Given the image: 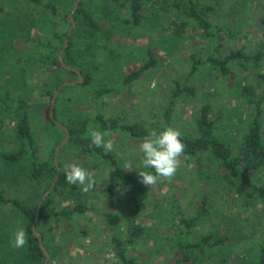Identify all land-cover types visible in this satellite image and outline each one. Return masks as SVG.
Here are the masks:
<instances>
[{"label":"rangeland","instance_id":"rangeland-1","mask_svg":"<svg viewBox=\"0 0 264 264\" xmlns=\"http://www.w3.org/2000/svg\"><path fill=\"white\" fill-rule=\"evenodd\" d=\"M51 1L57 6L58 28L66 11L69 20L75 0ZM187 1L143 0L142 19L134 25L125 21L129 17L128 9L118 6L115 1L84 0L86 8L97 20L101 29L100 41L105 42V47L90 61L93 67L88 85L81 87L82 79L59 88L54 103L58 112L56 120L62 123L71 113L93 115L94 90L120 84L124 76L150 57L153 65L138 78L101 96L99 110L106 115L119 114L129 123L161 129L165 121L164 112L170 108L169 125L179 128L184 134H191L195 112L207 103L211 106L212 115L218 116L220 133L236 143L252 116V111L244 105L240 90L244 84L252 85L256 92L264 86L261 77L264 75V0H197L212 7L206 18L213 25L215 34L204 35L197 23L189 20L182 36L177 37L172 32L174 23L182 16ZM48 20L47 11L27 0H0V89L27 102L31 128L39 147L38 155L44 159L53 148L54 160V149L65 134L58 132L57 126L48 121L47 109L53 93L49 97L46 91L54 92L66 81H77L78 76L61 65H48L49 43L56 41ZM66 26L68 30L70 26ZM216 27L221 30L218 32ZM87 35V30L80 27L76 28L74 37L82 41ZM64 41L57 57L65 48ZM215 48L220 57L229 48H240L244 54H261L257 63L243 59L231 63L232 75L223 76L206 62L191 72L190 55L194 53L204 60ZM174 81L192 87L193 94L184 92L174 97ZM262 105L264 109V102ZM12 123L11 117L0 118V154L15 148L11 139ZM262 131L264 133V112ZM110 133L108 138L114 141L113 151L122 164L132 163L134 169L130 171L136 177L137 185L144 190L140 208L136 210L133 206L130 195L135 192L131 185L114 188L110 201L104 191L108 167L103 162L95 164L94 161L76 158V150L64 143L57 151V165L61 161L68 173L70 164H79L92 173L96 184L87 193L82 192L83 203L88 210L75 218L78 228L83 227L87 231L86 235H75L70 223L61 218L37 224L39 233L46 236L54 234L53 240H48L54 249L52 264H118L111 236L126 235L128 218L145 227L129 251L137 256L138 263L170 264L178 241L176 226L179 215H195L204 198H207L209 212L191 230V236L229 233L236 246L233 243L234 250L230 251L227 264L245 263L243 261L248 260L250 253H256L259 244L264 245V204L244 203L220 178L222 172L216 164L206 158L202 162L194 158L189 161L181 159V167L171 182H158L149 188L140 182L138 174L146 170L139 148L143 140L118 132ZM58 167L60 175L61 167ZM47 189L30 182L20 168H16L14 174H5L0 159V192H5L6 197H19L25 202L38 204V199ZM66 191L70 189L66 188ZM60 196L66 198H61L62 204L76 201L71 198L75 197L74 193ZM3 221L5 226H2ZM18 226H21L18 220L8 213L0 220V236L5 234L8 241H12ZM1 261L0 257V264L13 262L12 258ZM218 261L212 260V264H218Z\"/></svg>","mask_w":264,"mask_h":264},{"label":"trees","instance_id":"trees-1","mask_svg":"<svg viewBox=\"0 0 264 264\" xmlns=\"http://www.w3.org/2000/svg\"><path fill=\"white\" fill-rule=\"evenodd\" d=\"M27 1L34 6H40L48 12V22L53 29V36L56 41L53 40L49 43L50 50L46 54L47 63L51 67L60 66L57 53L67 37L66 25L70 26L67 11L63 15L60 26L57 28V6L51 0ZM113 1L118 6L128 9L129 17L125 20L126 22L137 25L141 21L142 14L140 11L143 7V0ZM211 10L212 7L208 4L197 0H188L187 6L182 11V16L178 18L179 21L177 23L173 21L172 32L177 37H181L184 28L189 25V20H193L204 35L212 36L215 34L212 29L213 25L206 18ZM73 17L76 21V26L68 37V44L63 50L62 57L66 64L82 72L83 81L80 86L84 87L91 81L90 70H92L93 66L92 64L90 65V61L95 58L97 52L105 47V42L102 43L100 41L101 29L92 11L86 8L84 0H80ZM262 22L264 23V19ZM80 27L85 28L88 32L87 37L82 41L78 37H74L76 28ZM216 30L219 32L221 28L216 27ZM260 54H244L240 48H229L220 57L217 48H215L210 56L202 60L193 53L190 55L192 60L191 72L206 62L216 68L219 74L223 76L232 75L231 63L240 62V59L252 60L257 63ZM153 63L149 57V60L144 62L139 68L124 76L120 84L96 88L92 96L95 108L93 115L71 113L62 122L69 131V137L65 144L76 150V158L80 157L85 159V161H94L93 163L95 164L103 162L108 167L106 169V188L104 190L108 199L112 201L111 193L114 188H123L125 185H131L135 193L130 195V198L136 210H139L140 200L144 197V190L137 185L136 177L130 170L125 169L124 164L119 161L114 151L106 154L103 148L91 145L90 137L87 136V133L90 129L97 127L110 132H118L126 137L144 140L152 130L159 132L170 126V108H167L164 112L165 121L161 129L147 128L139 123H129L124 121L119 114L106 115L99 110V103L103 94L115 91L120 86L134 81ZM67 71L76 74L74 71ZM261 77L264 81V75H261ZM184 92L193 94V88L174 81V97ZM52 93V90L46 91V95L49 97H51ZM240 93L243 96L244 105L252 111V116L248 121L246 130L242 132L236 143H232L220 133L217 122L218 116H213L211 106L205 103L199 107L193 116V133H183L182 141L186 148L181 159L189 161L194 158L197 162H202V159L205 158L210 160L222 172L220 178L224 180L227 187L232 189L235 195L241 198L244 203L259 202L264 204V133L262 131L264 86L259 92H256L252 85L244 84ZM56 105L53 108L55 119L58 113ZM0 110V118L11 117L13 119V135L11 139L15 147L13 150L0 154L4 173L14 174L16 168H20L30 182L42 185L43 188L47 189L57 170L53 160V148L49 150L46 158L41 159L39 157V147L31 128L27 102L21 97L13 98L7 90L0 89ZM48 112L49 106L47 109L48 121L55 126ZM56 130L63 135L65 134L58 127H56ZM58 165L61 167L62 174L58 176L51 192L42 201L38 213H36L37 203L31 204L19 197L8 198L3 194L5 192H0V220L7 217L8 213H12L13 217L21 225L20 227H23L27 232L28 239V243L24 247L14 248L12 241L10 243L5 234L0 236L1 262L4 259L12 258V264H42L44 254L39 246L37 237L32 233L31 229L32 225H34L37 230V224L40 222L61 218L70 223L75 235L84 236L87 234V231L82 229L83 227L81 229L78 228L75 220L78 215H83L88 210L87 205L83 203L82 187L80 185L77 186L78 184L73 185L67 183L66 180L64 181L67 173L65 165L61 161H58ZM147 170L153 171L152 169ZM66 188H69L70 191H66ZM64 193H67L68 196L70 193H74L75 197L71 198L76 201L71 204H62L61 198L64 200L66 198L60 195ZM207 203V198H204L200 202L199 209H197L195 215L186 217L179 215L178 226H176L178 241L176 242L172 263L170 264H212V260L217 261V259H219L218 264H227L230 251L234 250L233 243H235L229 233L198 234L196 237L190 234L197 223L208 214ZM36 217L37 221L35 222ZM127 224L126 235L124 237L118 234L112 235L111 243L115 248L118 264H139L137 256L130 254L129 251L132 249L131 246L138 242L145 227L140 226L129 218ZM2 226H5L4 221ZM39 234L44 247L49 252L47 264H52L54 249L48 240L50 238L52 241L54 234H47V236L42 232ZM251 241L254 242V239H251ZM243 262H245L243 264H264V245L259 244L256 253H250L248 260Z\"/></svg>","mask_w":264,"mask_h":264},{"label":"clouds","instance_id":"clouds-1","mask_svg":"<svg viewBox=\"0 0 264 264\" xmlns=\"http://www.w3.org/2000/svg\"><path fill=\"white\" fill-rule=\"evenodd\" d=\"M109 131L90 129L87 136L90 137L91 145L103 148L107 154L114 150V141L108 137ZM183 133L177 127L168 126L157 132L152 130L139 145L143 153L142 165L145 171H139L140 182L149 188L158 182H171L181 167V157L186 145L182 141ZM125 169H134L131 162L124 165ZM152 169L153 171H147ZM69 184H79L85 193L90 191L96 184L92 173L76 163L69 165V171L65 176ZM28 243L27 232L18 226L12 240L14 248H22Z\"/></svg>","mask_w":264,"mask_h":264},{"label":"water","instance_id":"water-1","mask_svg":"<svg viewBox=\"0 0 264 264\" xmlns=\"http://www.w3.org/2000/svg\"><path fill=\"white\" fill-rule=\"evenodd\" d=\"M79 1L80 0H75V4H74L72 10L70 11V15H69L70 28L67 30V33H66V36L67 37L70 35L71 29L75 26V21H74L73 13H74L75 9L77 8V6L79 4ZM67 44H68V40L65 39L63 48L66 47ZM62 50L63 49H61L60 52H59V54H58V61H59L60 65L63 68L67 69V70L74 71L77 74L78 79H77V81H66V82L60 84L57 87V89L53 92V95H52L51 100H50L48 115L53 120L54 124L57 127H59L65 133V138L54 149V164L56 165V168H57L56 174H55V176H54V178H53V180H52L49 188L46 191H44V193L42 194L41 199L38 201V204H37V207H36V213H38L39 207H40L42 201L51 192V190H52V188H53V186H54V184H55V182H56V180L58 178V175H59V167H58L57 162H56L57 151L59 150L60 147L63 146V144L68 140V137H69V131H68V129L61 122L57 121L54 118V116H53V106H54V103H55V98L57 96V93H58L59 88H61L62 86H66V85H73V84H75V82H81L82 79H83V76L81 75V73L79 72L78 69H76L74 67H71V66L67 65L64 62L63 57H62V54H61L62 53ZM36 221H37V217L35 218V222ZM31 229H32V233L37 237L39 246L42 249L43 254H44V260H43L42 264H47L48 263V259H49V253H48L47 249L44 247V245L42 243V240H41V236H40L39 232L35 229V226L32 225V228Z\"/></svg>","mask_w":264,"mask_h":264}]
</instances>
